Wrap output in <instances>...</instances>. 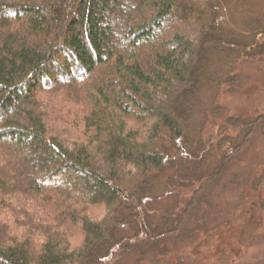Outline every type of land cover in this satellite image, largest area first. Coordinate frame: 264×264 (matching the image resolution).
<instances>
[{
	"label": "trees",
	"instance_id": "obj_1",
	"mask_svg": "<svg viewBox=\"0 0 264 264\" xmlns=\"http://www.w3.org/2000/svg\"><path fill=\"white\" fill-rule=\"evenodd\" d=\"M249 32L233 40L211 0H0V264L139 262L175 241L196 200L153 226L152 184L172 167L203 188L264 126L228 118L236 134L209 146L189 133L200 88L223 83L213 61L234 82L264 42V25ZM257 166L242 187L264 227Z\"/></svg>",
	"mask_w": 264,
	"mask_h": 264
},
{
	"label": "rangeland",
	"instance_id": "obj_2",
	"mask_svg": "<svg viewBox=\"0 0 264 264\" xmlns=\"http://www.w3.org/2000/svg\"><path fill=\"white\" fill-rule=\"evenodd\" d=\"M211 1L218 8L221 25L231 32L233 40H245L249 44V29L257 22L264 25V0ZM262 44L264 42L256 43L248 53L249 59L239 63L232 71L235 73L234 82L232 79L224 80L229 67L226 61L221 57L213 61L211 68L218 75L222 74L219 77L223 83L212 82L200 88L198 100L191 110L189 131L195 129L198 138L207 146L211 141H221L226 135L236 134L237 130L230 122L226 123V119H234L237 125L244 124L246 127L245 124L264 115ZM214 109L215 112L212 111ZM258 122L262 124V119ZM262 128L264 126L259 125L253 131L251 144L240 155L241 161L230 162L220 177L214 175V181L204 184L203 188L201 180L191 187L185 181L179 182L175 168L169 167L152 184L154 191L149 197L148 211L153 226L168 221L167 226L171 228V222L179 213L185 212L190 201L196 200V205L187 209L186 224L175 241L165 239L163 246L149 250L139 262L126 256L119 264H264V227L250 223L251 218H258L262 211L259 212L261 209L258 208L252 210L253 206H258L255 203L257 200L244 196L246 186L242 187L249 173L253 174L252 170L258 164L261 168L264 163ZM225 144L221 146L222 152L230 150V145ZM220 155L219 151L215 156L210 153V158L218 159ZM211 165L210 169L213 168ZM180 171L182 175L184 172ZM236 171L238 175L239 172L242 174L235 181L239 186L223 190L226 185L232 187L229 183ZM167 179L171 182L169 186ZM197 188L198 192L194 195Z\"/></svg>",
	"mask_w": 264,
	"mask_h": 264
}]
</instances>
